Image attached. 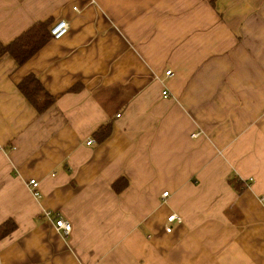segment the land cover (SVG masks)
Segmentation results:
<instances>
[{
    "label": "crops",
    "instance_id": "1",
    "mask_svg": "<svg viewBox=\"0 0 264 264\" xmlns=\"http://www.w3.org/2000/svg\"><path fill=\"white\" fill-rule=\"evenodd\" d=\"M63 20L0 60V264H264V0H0V41Z\"/></svg>",
    "mask_w": 264,
    "mask_h": 264
},
{
    "label": "trees",
    "instance_id": "2",
    "mask_svg": "<svg viewBox=\"0 0 264 264\" xmlns=\"http://www.w3.org/2000/svg\"><path fill=\"white\" fill-rule=\"evenodd\" d=\"M50 41H53L50 33V24L48 22L36 24L10 44L5 45L0 41V60L4 56H11L20 66H23ZM231 183L233 186L236 185L235 181ZM126 185V182H124L123 186L115 185L116 192H120ZM15 229L16 225L13 222H7L2 225L0 227V240L9 236Z\"/></svg>",
    "mask_w": 264,
    "mask_h": 264
},
{
    "label": "built area",
    "instance_id": "3",
    "mask_svg": "<svg viewBox=\"0 0 264 264\" xmlns=\"http://www.w3.org/2000/svg\"><path fill=\"white\" fill-rule=\"evenodd\" d=\"M76 12L78 11L77 8L74 9ZM70 30V24L63 20V21H58L55 23L51 28H50V33L52 36L53 41H58L62 38H64ZM173 75L172 71L166 72V77H171ZM162 96L164 98L169 97V92L167 90L163 91ZM119 117V116H118ZM200 134H196L193 137L198 138ZM95 141L91 140L88 142V145H94ZM28 187L30 191L32 192L34 198L36 200H41L43 198L42 193L40 192V183L36 179H31L28 182ZM169 196V193H164L163 198H167ZM44 217L49 221L55 224L56 231L58 233H63L66 236H69L70 233L72 232V226L71 224L66 221L65 219L61 218L60 215L53 213L51 211H46L44 213ZM181 224L183 223V219L180 218L178 215L173 214L167 219V226H166V233L170 234L174 231V224Z\"/></svg>",
    "mask_w": 264,
    "mask_h": 264
}]
</instances>
